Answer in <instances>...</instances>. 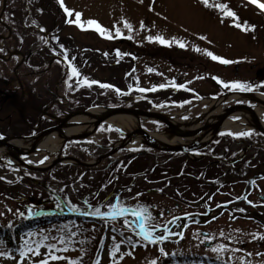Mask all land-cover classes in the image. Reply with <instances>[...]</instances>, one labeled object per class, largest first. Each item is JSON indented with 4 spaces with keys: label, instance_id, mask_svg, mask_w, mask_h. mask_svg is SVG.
I'll return each mask as SVG.
<instances>
[{
    "label": "rangeland",
    "instance_id": "rangeland-1",
    "mask_svg": "<svg viewBox=\"0 0 264 264\" xmlns=\"http://www.w3.org/2000/svg\"><path fill=\"white\" fill-rule=\"evenodd\" d=\"M21 2L22 0H6V5L9 4L5 10L6 16L5 13L0 15V20L3 22L0 21V76L14 82L18 89L16 99L20 102L27 101L18 104L22 113L17 111V117L5 116V109H0V137L38 134L40 130L56 125L57 117H64L68 112L79 113L78 111L85 109L90 110L93 107H102L106 111L107 108L132 107L155 110L165 116L176 113L180 121L198 117L201 118L200 124L203 127L207 121L203 116L209 112L211 102L232 91L223 88L212 77H219L224 81L249 82L256 86L252 90L253 97L258 93L264 94V87L260 86L264 82V10L250 3V0H213V2L226 3L235 11L240 23L247 22L248 31L233 26L232 18L229 17H225L221 23L222 13L216 9L205 8L200 0H63L64 5L72 10L71 16L61 7L60 0H41L40 4L38 0ZM2 3L3 0H0V9ZM260 3H264V0H260ZM75 12L82 14V21L96 20L114 38L101 36L94 26H88L87 23L83 29L76 23H68V20L75 21ZM14 14L18 16H15L17 20L11 19ZM23 16L27 17L24 24ZM124 20L132 25V31L124 27ZM141 22L144 27H141ZM253 25L254 30L251 28ZM114 26L120 28L122 35L116 36ZM13 31L15 37L21 38L18 43L16 41V46L21 53L27 55L29 64L34 63L35 66L32 68L21 64L19 61L24 59V56L13 53L15 46H9V40L14 38L11 35ZM45 31L46 39L42 33ZM149 35H161L170 41L176 38L183 41L186 46L181 48L174 42L169 46L158 41H149L146 39ZM201 36L206 39H201ZM197 48L212 51L233 63L225 65L213 61L202 51H196ZM10 53L13 55L9 56ZM54 54L58 55V58L53 60ZM49 57H52L51 61ZM69 62L80 72V79L87 77L89 80L111 84L114 87L102 88L99 84L77 87L75 83L77 78L73 77V80L69 81L73 87L69 88L66 83L70 74ZM149 69L152 71L149 72ZM160 84L168 86L157 87L155 91L137 90L152 89L153 86ZM173 84H183L186 87L175 88ZM117 88L120 92L116 91ZM58 97L57 103L62 106L53 104ZM8 102L3 106L4 108L9 104ZM241 103L256 107L260 105L259 102L252 101L245 95H238L221 100L212 111L216 117L228 106ZM43 108L48 111L45 113L46 118L41 116ZM253 115L255 119V113ZM137 116L139 122L136 126L117 127V129L130 133L138 127H143L151 134L153 131H162L174 135L161 121ZM260 117L261 121H264V112ZM227 120L231 121V127H238L237 130L223 129L214 137L211 134L206 148L236 149L245 147L246 143L253 139L264 141V136L255 128V124L248 128L243 125L248 120H244L241 114L231 115ZM117 129L104 120L92 132L96 135L95 138L73 139L63 144L62 141L56 144L50 143L52 146L58 145L60 150L54 153L46 164H43L44 161L50 158L44 153L47 149L33 152L32 154H36L34 159L31 153L21 155L24 161L28 163L31 161L30 164L37 165L40 170L43 169L41 171L16 168L12 164L9 165L8 159L0 160V177H3L0 179V212L4 213L0 216V239L5 241L7 249H11L12 255L16 257L15 260L0 257V264H17L19 256L15 249L20 246V237L23 233L29 230L53 229V226L67 224L69 221H73L75 226L70 225L69 229L65 230L66 233L77 232V227L80 231L72 237L76 243L67 252L58 254L73 259L80 257L82 264H94L99 249L100 264H112L109 255L113 243L112 236H116L117 242L122 237L118 233L111 232L110 224L104 225L99 218L69 212L67 202L77 205L81 211H91L84 201L94 206L98 204L102 206L106 202H114L117 196L129 206H135L137 202L150 205V210L157 217L160 210H165L163 218L165 221L171 220L172 216L180 217V220L170 224L169 227L173 233L183 232L182 238L179 235H172L162 245L148 244L145 247L142 242L133 249L128 243L121 244V253L133 254L124 256L119 264H151L152 260H156L157 264H224L225 261L229 264H242L239 259L241 256L245 260H251L253 264L264 260V257L246 255L247 252H264V240L252 238L256 233L264 234V206L251 216L250 210L239 206L230 210L231 215H228V212L218 213L220 209L216 208L213 210L216 213L195 219L199 223L193 220L186 223L187 217L177 214L184 210H180L174 203L181 201L180 207L183 208L191 204L192 194L182 195V193L187 189L194 190L192 183L183 184L181 190L179 189L181 193L168 187L164 192L169 194L166 197L160 191L162 186L151 182L158 174L146 175L148 172L145 166L149 165L151 159L145 157L143 153L131 155V150L150 146L145 142L135 141L132 142L133 145L128 146L135 140L130 139L124 146L113 151L124 138ZM244 131H251L252 135L230 136L229 134ZM170 134L168 137L173 138ZM187 142L184 140L177 145ZM4 154L6 153H0V157ZM100 155H106L115 161L112 170L114 177L103 172L107 169L102 167L106 160L95 166H85L78 162L96 161ZM68 156L78 161L64 160L54 163L56 159ZM38 157L40 158L36 160ZM131 157H133L132 161ZM13 159L18 161L15 156ZM42 160L43 163H40ZM224 172L227 176L217 175L211 183L218 187L229 179L231 183L238 185L234 186L238 196L246 175L242 172L226 170ZM147 177L150 182L146 181ZM198 181L202 182L205 179L200 177ZM131 187L137 193L140 191L146 194L133 199L136 195L133 194L134 192L131 195V191H128ZM220 193H217L214 199L220 201L226 198ZM200 202L201 200H197L194 205ZM57 203H60V208L56 207ZM30 207L36 210L42 209L48 215L24 218L17 213L19 210L26 216ZM9 208L11 212L8 211ZM238 209L245 211L241 212ZM101 210L106 209L102 207ZM9 222L13 225L12 228L8 227ZM121 223L122 221L117 222V227ZM177 224L181 227H177ZM221 230L225 233V237L219 235ZM52 235L59 234L53 230ZM124 235L131 236L133 241L139 239L130 231H125ZM205 235L214 239L205 240ZM81 240L84 241L83 244L79 243ZM218 243L227 244L229 248L241 249V251L225 252L217 259L218 254L211 249ZM160 247H163L169 255H162L159 251ZM81 248L86 250V254L80 252ZM2 250L6 249L0 245V251ZM119 255L120 253L117 254L118 257ZM229 257L232 259L229 260ZM39 258L42 257L35 259ZM50 264H67V262L50 261Z\"/></svg>",
    "mask_w": 264,
    "mask_h": 264
},
{
    "label": "snow or ice",
    "instance_id": "snow-or-ice-1",
    "mask_svg": "<svg viewBox=\"0 0 264 264\" xmlns=\"http://www.w3.org/2000/svg\"><path fill=\"white\" fill-rule=\"evenodd\" d=\"M61 7L64 9V11L71 16L72 10L67 8L63 0H60ZM200 3L208 9H216L219 10L222 13L221 17V23H223V19L225 17L232 18V25L235 26L238 29H242L244 31H248L247 22H244L243 24L239 22V17L235 13V11L231 10L229 6L224 2H213V0H200ZM250 3L256 5L260 10H264V3H260V0H250ZM151 10V9H150ZM81 13L75 12V21L68 20V23H76L79 27L82 29L85 26V23H87L88 26H94L95 30L101 35L106 36V38H114L110 32H108L107 29L103 28L96 20L89 19L86 22L81 20ZM123 25L126 29L129 31H132V25L127 21L124 20ZM141 27H144L143 22H141ZM115 28V34L116 36L122 35L120 32V28L114 26ZM252 30L255 29V26H251ZM131 38V37H129ZM147 40L149 41H158L161 44L165 45H171L173 42L178 44L181 48H184L186 45L183 41H180L176 38H173L171 41L166 39L165 37L161 35L156 36H147ZM201 39H206V37L201 36ZM63 48V45H61ZM196 51L200 52L202 51L207 57H210L213 61H218L222 64H230L233 63V61H230L226 58H223L219 55L214 54L212 51H209L207 49H195ZM119 51L117 50V55H119ZM67 54L65 53V60H67ZM70 64V74L68 75V79L66 83L68 84L69 88H72V83H69V81L73 80V77H76V86L80 87L83 85H86L88 87H91L93 84H99L102 88H113L114 86L111 84H105L100 83L95 80H89L87 77H83L80 79V72L78 69ZM149 72L152 71V69L148 70ZM202 78V77H200ZM214 80H216L219 84L223 86L225 89H229L232 91H241V92H247L252 91L256 86L252 85L249 82H242V81H224L220 79L219 77H212ZM168 85L160 84L158 86H153L152 89H145V88H138L137 90L140 92H146V91H155L157 87L159 88H165ZM175 88H185L186 85L180 84L172 85ZM262 87H264V82L261 83ZM191 91V89H188ZM117 92H120V89H116ZM230 135L234 136H250L252 135L251 131H244V132H236V133H229ZM45 160L47 157L44 158ZM9 163H11L9 161ZM31 163V161H29ZM40 163H43V160L40 161ZM0 179H3V177H0ZM254 183V181L252 182ZM128 191H131V189H128ZM162 191V189L160 190ZM141 193H137L136 197H133V199L138 198L141 196ZM237 199H240L237 197ZM245 200H247V197H244ZM249 204H252L253 202L251 200L247 201ZM85 204L88 205V208L91 209V211H81V209L75 205L72 204L70 201L67 202L68 211L72 213H79L83 216H92L95 218H99L101 221H103L104 225L108 226L110 224V230L113 233H118L122 239L117 242L116 236H112L113 243L111 245L109 255L112 258V264H119V261L124 258L126 255H132V252H126L121 253V244L128 243L131 245V247L134 249L138 244H141L144 242V246L146 247L148 244L157 245V244H163L164 241L169 239L172 235H179L181 238L183 237V232L179 233H173L171 228L169 227L170 224L176 223V221L180 220L181 218L178 216H172V219L169 221H165L163 218L165 216V210H160L159 216L153 215V212L150 210V205H145L142 203L137 202L135 206H129L125 204L124 201H122L119 196L115 198L114 202H106L102 206L101 205H92L89 204L88 201H84ZM220 205H217L219 207ZM57 208H60V203H57ZM104 208L106 210H101V208ZM9 212L12 210L9 208ZM238 211H245L244 209H238ZM17 213L19 216L24 218H33L38 216H46L48 215L47 212L44 210H36L33 208H29L27 211V215L25 216L24 212H19L17 210ZM4 215L3 212H0V216ZM185 216H187L189 219L193 220L195 223H199V221H196L194 217L191 216V214L185 213ZM213 219H216V217H213ZM122 221L119 227H117V222ZM111 222V223H110ZM70 225H74L73 221H69L67 224H63L60 226H53V229H40L38 231L29 230L26 233H23L20 237V246L15 249V251L18 253L19 259L17 260V264H50V261H66L67 264H82V258L78 257L76 259L70 258L65 255H60L58 253H64L69 250L70 247H72L76 241L72 240V237L77 235V232L80 231V228L77 227V232L68 231L65 232L66 229H69ZM9 228H12L13 225L11 222L8 224ZM177 227H181V225L177 224ZM184 227H187V225H184ZM56 231L59 235H52V232ZM162 230V232H161ZM130 231L134 233L139 239L133 241L131 236H125L124 232ZM219 235L221 237H225V233L221 230ZM231 238V237H226ZM252 238L264 240V234L256 233L252 235ZM214 237L205 235V240H212ZM79 243L83 244L84 241H79ZM101 243H103L101 241ZM0 245H3L6 250L0 251V257H5L7 259H13L15 260L16 257L12 255V250L7 249L5 241L0 239ZM59 245V246H58ZM41 249H45V251H41ZM213 252L217 253V259L220 258V255H222L225 252H237L241 251V249H232L229 248L227 244L224 243H218L211 249ZM159 251L162 255L168 256L169 253L165 251L163 247L159 248ZM80 252L82 254H86V250L84 248L80 249ZM120 253L119 257L117 254ZM247 256H257V257H264V252H247ZM37 257H42L39 259H35ZM232 258L229 257V260ZM242 262V264H253L251 260H245L243 256L239 258ZM94 264H100V250H97V259L94 261ZM151 264H157L156 260H152ZM224 264H229L228 261H225ZM257 264H264V260H260L257 262Z\"/></svg>",
    "mask_w": 264,
    "mask_h": 264
},
{
    "label": "flooded vegetation",
    "instance_id": "flooded-vegetation-1",
    "mask_svg": "<svg viewBox=\"0 0 264 264\" xmlns=\"http://www.w3.org/2000/svg\"><path fill=\"white\" fill-rule=\"evenodd\" d=\"M21 54L24 56L21 64L29 68L35 66L34 63L32 65L28 63L29 60L26 54ZM28 55H30L29 52ZM52 57L54 60L58 58V55L54 54ZM52 57H49V61H51ZM55 65H57V63ZM17 90L14 82L0 76V109H5V116L15 115L17 117V111L22 113V110L18 108V104H22L27 100H21L20 102L19 99H16L18 96ZM28 94L30 95L29 92ZM7 101H9V104L4 108L3 106L6 105ZM57 102L59 101L54 100L53 104L62 106V104ZM46 112L48 113V111L43 108L41 116L46 118ZM260 142L264 143L262 140L253 139L248 141L245 147H238L236 149L232 147H210L209 149V147H205L207 145L204 147H192L186 151L174 150L175 148L172 149V147H169L170 149L167 150L145 147V149L140 148L131 150V155H141L143 153L145 157L151 159L149 165L145 166L148 172L146 175L150 176L152 173L158 174V176H154L155 180L151 182L155 185H161V193L163 194L168 187L174 189L175 192L178 191V193H181L180 187L183 184L188 185L192 183L194 190L187 189L186 192L182 193V195L192 194V198L190 199L191 204L188 205L187 208H183L180 207L182 204L181 201H175V206L180 210H184L177 214L185 216L184 214L188 213L191 214L194 219H199L203 215L216 213L213 210L217 208L220 209L218 213L228 212L227 214L231 215L229 214L230 210L239 206L250 210L249 215L251 216L257 213L255 211L263 209L264 206V147H258V145H256V143ZM132 158L133 157H131V161L133 160ZM104 160L106 161L102 167H107V169H104L103 172L107 175H113L114 177L112 170L115 161L108 156L104 157L103 162ZM224 170L236 173L242 172L246 175V180L238 196H236L237 194L234 189V186L238 185L231 183L229 179L223 181L218 187L211 183V181L214 180L213 178L217 175L223 174V176H227ZM133 172H135V169ZM200 177L205 179V181L199 182L198 179ZM146 181L150 182L148 177ZM253 181L254 183H252ZM219 192L222 193H220V195L226 197L224 200L219 201L214 199ZM132 193L134 195L137 193L133 187H131V195ZM138 193H141L142 196L146 194L140 191ZM164 195L166 197L169 196V194ZM237 197L240 199H237ZM244 197H247V200H245ZM197 200H201V202L194 205V202ZM248 200H251L253 203L249 204L247 202ZM217 205L220 206L217 207ZM185 221L187 223L192 220L187 217Z\"/></svg>",
    "mask_w": 264,
    "mask_h": 264
},
{
    "label": "bare ground",
    "instance_id": "bare-ground-1",
    "mask_svg": "<svg viewBox=\"0 0 264 264\" xmlns=\"http://www.w3.org/2000/svg\"><path fill=\"white\" fill-rule=\"evenodd\" d=\"M255 97H257V99H259V106L257 107L259 114H262L264 112V94H255ZM231 97H235L234 95H225L219 99H215L214 101L211 102V106L209 109V112L206 113L203 117L204 119H206L207 121H211L215 115L213 113V107H215L216 105H218L221 100L223 99H229ZM91 112L87 113H83V112H79V113H75L73 114L69 119H67L65 121V124L63 126H61L60 128H58L57 130H55L54 132H52L51 134L45 136L44 138L40 139L38 141V143L36 144V146L34 148H45L48 145H50V143L57 142L62 140V138L64 137H68L73 133H77V132H84L87 133V137L89 139L95 138L96 135L92 134V131L95 129L96 125H97V120L98 118L102 117L106 110L102 107H93L90 109ZM237 113L241 114L243 116L244 120H248L247 123H244L243 125L245 127H251L252 125L255 124L254 122V115H253V111H249V110H241L238 111ZM177 114H166V116L170 117L171 119H173V121L177 122L182 129H188V130H196L198 128H200L202 126V124H200V119H198V117H191V118H187L185 120H178L177 119ZM105 122L109 125H114L117 127H124V128H132L134 126H136L139 122L138 120V116L132 113H127V112H117L115 113L113 116L109 117L107 120H105ZM242 126V125H241ZM261 129L264 131V121H262V123L260 124ZM214 126L213 125H207L204 126L203 129V133L198 132L197 136L200 133L199 137H193L191 136V134H189L186 131L183 130H171V133L174 135H171L170 133H166V132H162V131H153V136L156 137L157 139L161 140L162 142H164L165 144L168 145H174L177 146L178 143L180 142H184V140L188 141L187 143H190L192 141H195V139H199V143L201 144V146L203 145V143L209 139L210 134L212 133ZM238 127L233 128L231 127V121L230 120H224L221 123V127L220 129H230L232 131L237 130ZM166 133V134H165ZM92 134V135H91ZM168 134H170L173 138H169ZM133 141H131V143H129L128 146L133 145L132 142H136V143H140V142H147L148 139L142 135H136L134 136ZM32 139H17L16 142L27 146V147H31L33 148V146L35 144H32ZM5 146H1L0 147V153H8V149L4 148ZM60 147L58 145L52 146L50 148H48L46 150V152H44L46 155H49L50 158H48L46 161H44L43 164H46L48 161H50L52 159V155L54 153H56L57 151H59ZM32 154V153H31ZM15 159L18 160V162L22 161L23 159L20 158L19 156L15 155ZM13 156V157H14ZM31 156H33V159L36 157V154H32ZM40 157H38L36 160H38Z\"/></svg>",
    "mask_w": 264,
    "mask_h": 264
},
{
    "label": "water",
    "instance_id": "water-1",
    "mask_svg": "<svg viewBox=\"0 0 264 264\" xmlns=\"http://www.w3.org/2000/svg\"><path fill=\"white\" fill-rule=\"evenodd\" d=\"M4 9V6L2 7V10L1 12L3 11ZM227 94H230V95H234V96H240V95H245L246 98H249L251 99L252 101H255V102H259V99L253 97V93L251 91H247V92H241V91H230L226 94H224L223 96L227 95ZM218 98V97H217ZM244 109H252L255 113V119H254V122H255V128L259 130L260 133H262L264 135V131L261 129V117H260V114L258 112V109L255 105H251V104H246V103H241V104H233V105H230L227 107L226 110L222 111L220 115L216 116L217 117V120H215L216 117H214L211 121H206L205 125L204 126H207L209 124L213 125L214 128L212 130V135L213 137L221 130L220 127H221V123L226 120L227 118H229V116L231 115H235L238 111H241V110H244ZM78 112H83V113H89L91 112L89 109H85L83 111H78ZM117 112H127V113H134V114H137L139 116H144V117H147V118H150V119H156L158 121H161L163 123H165L167 125L168 128H170L171 130L173 129H177V130H183V131H186L188 132L189 134H191V136L193 137H199L200 136V133L204 134L203 133V129H204V126L203 127H200L196 130H188V129H182L181 126L174 122V121H171L168 117H166L165 115H163L162 113H159L155 110H141V109H138V108H132V107H114V108H111V109H108L107 108V111L105 112V114L98 118L97 120V124H99L101 121L103 120H106L107 118L111 117L113 114L117 113ZM77 112H72V113H69L67 115H65L64 117H57V121L58 123L56 125H53V126H50L48 128H46L45 130L39 132L38 134H33V135H29V136H24V137H2L0 138V147L1 146H5L8 148V153L2 155L0 157V160H3V159H8L9 161H11L10 164L18 167V168H29L31 170H40L38 168L37 165H32L24 160L18 162V161H15L13 159V156L14 154L19 156L21 158V155H27V154H30V153H33V152H42L44 151L45 149H48L50 148L49 146L45 147V148H40V149H37V148H34L36 146V144L38 143V141L42 138H44L45 136L51 134L53 131L57 130L58 128H60L61 126H63L65 124V121L67 119H69L73 114H75ZM215 120V121H214ZM118 131L124 136V138L121 140V143L114 147L113 151H116L118 148H121L122 146H124V144L130 140L131 138H134V136L136 135H139L140 133L143 134L147 139V143L148 145H150L151 147L153 148H156V149H159V150H167V149H170L169 147H172V146H168L166 145L165 143H163L161 140L157 139L156 137L153 136V134H151V132L147 131L146 129H144L143 127H138L137 129H135L134 131H131L130 133H127V132H124L120 129H118ZM199 133V135L197 136V134ZM210 134V136H211ZM87 136V133H77V134H73V135H70L68 137H64L62 138L63 140H60L58 141L59 143H61L62 141V144L71 140V139H74V138H84ZM32 139V144H35L33 146V148H29L27 146H24V145H21L19 143L16 142L17 139ZM209 142V141H208ZM207 141L204 142V144H207L208 143ZM53 144H56L53 143ZM203 144V145H204ZM201 146V144L199 143V139H195V141L191 142V143H187V144H180L178 146H175V147H172V149L174 150H182V151H186L192 147H199ZM178 147V148H177ZM13 155V156H11ZM104 157V155H102L99 159H97L96 161H91V162H84V161H78L77 159L73 158V157H61V158H58L54 161L55 162H61V161H64V160H68V159H74V161H78L80 164L82 165H92L94 163H98L101 161V159ZM43 170V169H41Z\"/></svg>",
    "mask_w": 264,
    "mask_h": 264
},
{
    "label": "trees",
    "instance_id": "trees-1",
    "mask_svg": "<svg viewBox=\"0 0 264 264\" xmlns=\"http://www.w3.org/2000/svg\"><path fill=\"white\" fill-rule=\"evenodd\" d=\"M40 1H41V0H38L39 4H40ZM22 2H24V0H22ZM22 2H21V3H22ZM11 3H12V2H11ZM11 3H10V4H11ZM21 3H20V4H21ZM21 5H22V4H21ZM15 16L18 17L16 14H14V15H13V18L11 17V19H12V20H13V19H14V20H17V18H16ZM15 18H16V19H15ZM26 20H27V17H26V16H23V17H22V23L24 24V21L26 22ZM11 35H13L14 38L11 39V40H9V43H10L9 46H11V47H14V46L17 47L16 45H17V43H18V40L21 39V38H20V37H15V32H14V31L12 32ZM16 41H17V43H16ZM14 43H15V44H14Z\"/></svg>",
    "mask_w": 264,
    "mask_h": 264
}]
</instances>
